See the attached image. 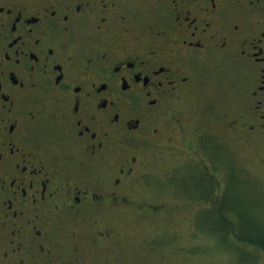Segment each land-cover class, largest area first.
Wrapping results in <instances>:
<instances>
[{
    "label": "flooded vegetation",
    "instance_id": "obj_1",
    "mask_svg": "<svg viewBox=\"0 0 264 264\" xmlns=\"http://www.w3.org/2000/svg\"><path fill=\"white\" fill-rule=\"evenodd\" d=\"M229 68L218 112L195 114ZM248 147L264 151V0H0V264L151 261L154 238L117 226L202 195L176 178L180 202L159 200L157 167Z\"/></svg>",
    "mask_w": 264,
    "mask_h": 264
},
{
    "label": "rangeland",
    "instance_id": "obj_2",
    "mask_svg": "<svg viewBox=\"0 0 264 264\" xmlns=\"http://www.w3.org/2000/svg\"><path fill=\"white\" fill-rule=\"evenodd\" d=\"M213 75H220L223 80L221 84L215 83L214 87L209 86L207 100L193 106L195 114H210L218 112L211 104L219 102L212 101L214 98H221L230 87L234 70L229 68L224 71H211ZM221 155L228 161V173L238 172L247 178L240 179V189L234 192L233 204L252 213L264 223V151L263 149H189L186 153L175 151L171 153L168 160L162 168L157 167V171L151 181L159 200L162 198L169 203H179L177 193V183L188 184V187H195L196 184L190 179L192 176L204 175V179L211 181L216 185L217 190L212 194L211 199H205L200 195V199L196 198V202L185 203L187 207L183 211L165 215L163 221H150L148 224L136 223L134 220L128 221L127 224L117 226L118 231L124 234L134 236V241L139 245L146 238H154L151 246L157 251L163 249L152 258L151 261H135L132 258L122 257L121 264H264V252L253 249L248 246H241L232 237L229 243L225 244L223 235L219 231L214 230L210 226L209 215L206 217H198L202 211H212L214 201L220 195L224 194L228 188V184L221 179L222 174L226 172L225 166L215 165L214 158ZM213 165V166H212ZM210 166L213 170H211ZM242 169L245 170L242 172ZM237 174V173H236ZM193 176V178H194ZM179 177V178H178ZM177 178V183L174 180ZM209 178V179H208ZM184 180V181H183ZM237 191V189H236ZM160 192V193H159ZM181 195L189 197L191 193ZM199 194H202L198 190ZM155 194V193H154ZM193 199V198H192ZM209 200V201H208ZM188 202V201H187ZM231 218V217H230ZM233 218V217H232ZM231 218V219H232ZM162 219V218H161ZM199 226V227H198ZM132 243V240L130 241ZM167 243V246L165 244ZM236 244V246L234 245ZM133 248L136 246L133 245ZM138 253H144L139 252ZM129 254H133L129 251ZM135 255V254H134ZM138 255V254H137ZM146 254L137 256L139 259L144 258Z\"/></svg>",
    "mask_w": 264,
    "mask_h": 264
},
{
    "label": "trees",
    "instance_id": "obj_3",
    "mask_svg": "<svg viewBox=\"0 0 264 264\" xmlns=\"http://www.w3.org/2000/svg\"><path fill=\"white\" fill-rule=\"evenodd\" d=\"M216 156H212L215 165L225 166L227 169L229 165L224 155L223 157L219 154ZM204 178V175H198L194 178L192 176L191 180L196 184L194 188L202 192L203 198L211 199L212 194L217 189V184L215 185L209 178V181ZM240 179L241 177H238L235 172H230L228 174V188L214 201L213 210H203L201 216H210L208 217L210 226L223 235L225 244H228V239L232 237L241 246H248L264 252V223L252 213L233 204L235 198L232 193L238 192V189L241 188ZM234 245L236 246V244Z\"/></svg>",
    "mask_w": 264,
    "mask_h": 264
}]
</instances>
